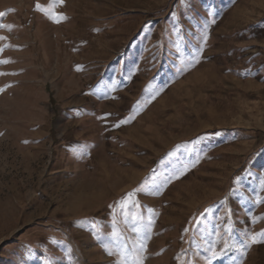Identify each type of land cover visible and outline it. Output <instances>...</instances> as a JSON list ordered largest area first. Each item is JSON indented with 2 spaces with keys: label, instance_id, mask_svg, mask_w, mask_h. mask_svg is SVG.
Here are the masks:
<instances>
[{
  "label": "rangeland",
  "instance_id": "rangeland-1",
  "mask_svg": "<svg viewBox=\"0 0 264 264\" xmlns=\"http://www.w3.org/2000/svg\"><path fill=\"white\" fill-rule=\"evenodd\" d=\"M0 264H264V0H0Z\"/></svg>",
  "mask_w": 264,
  "mask_h": 264
}]
</instances>
